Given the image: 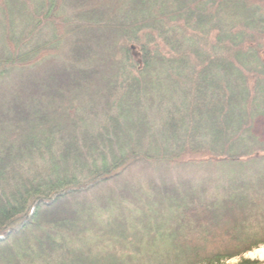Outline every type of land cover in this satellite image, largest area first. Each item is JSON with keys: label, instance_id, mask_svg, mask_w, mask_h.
<instances>
[{"label": "trees", "instance_id": "trees-1", "mask_svg": "<svg viewBox=\"0 0 264 264\" xmlns=\"http://www.w3.org/2000/svg\"><path fill=\"white\" fill-rule=\"evenodd\" d=\"M260 119L264 0H0V264L264 246Z\"/></svg>", "mask_w": 264, "mask_h": 264}, {"label": "rangeland", "instance_id": "rangeland-1", "mask_svg": "<svg viewBox=\"0 0 264 264\" xmlns=\"http://www.w3.org/2000/svg\"><path fill=\"white\" fill-rule=\"evenodd\" d=\"M256 133H257L258 136L264 137V120L263 119H260V120L257 121ZM261 248H264V246H261L258 249H255V250L245 254L242 258H237V259L231 260V261L227 262L226 264H239L243 259L249 260V261H252V262H256V263H259V264H264V259L263 260H261V259H252L250 257V255H252L253 253L257 252Z\"/></svg>", "mask_w": 264, "mask_h": 264}, {"label": "bare ground", "instance_id": "bare-ground-1", "mask_svg": "<svg viewBox=\"0 0 264 264\" xmlns=\"http://www.w3.org/2000/svg\"><path fill=\"white\" fill-rule=\"evenodd\" d=\"M252 259H264V248L259 249L257 252L250 255Z\"/></svg>", "mask_w": 264, "mask_h": 264}]
</instances>
